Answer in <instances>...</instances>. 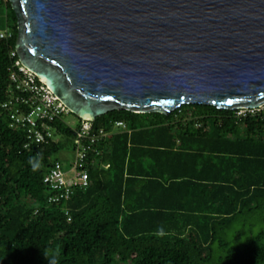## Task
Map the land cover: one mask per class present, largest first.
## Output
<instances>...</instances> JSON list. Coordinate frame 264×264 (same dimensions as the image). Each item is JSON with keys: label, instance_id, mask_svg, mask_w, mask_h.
<instances>
[{"label": "trees", "instance_id": "trees-1", "mask_svg": "<svg viewBox=\"0 0 264 264\" xmlns=\"http://www.w3.org/2000/svg\"><path fill=\"white\" fill-rule=\"evenodd\" d=\"M3 1L13 25L0 37V264H49L45 254L57 264H264V107L99 115L95 128L124 120L130 131L109 136L88 188L46 203L43 176L61 143L25 146L2 109L18 37Z\"/></svg>", "mask_w": 264, "mask_h": 264}, {"label": "water", "instance_id": "water-1", "mask_svg": "<svg viewBox=\"0 0 264 264\" xmlns=\"http://www.w3.org/2000/svg\"><path fill=\"white\" fill-rule=\"evenodd\" d=\"M21 62L71 112L264 106V0H10Z\"/></svg>", "mask_w": 264, "mask_h": 264}, {"label": "built area", "instance_id": "built-area-1", "mask_svg": "<svg viewBox=\"0 0 264 264\" xmlns=\"http://www.w3.org/2000/svg\"><path fill=\"white\" fill-rule=\"evenodd\" d=\"M11 35L12 31L0 30L2 38ZM11 56L16 58L10 71L8 98L2 103L3 111L10 117V127L22 129L25 132L27 138L25 146L54 139V132H58V128L53 123L57 119L66 122L64 115L72 113L71 110L44 79L21 62L16 49L12 50ZM261 107L244 109L254 112ZM240 109L243 108L238 110ZM77 117L80 124L74 128L75 133L71 138L75 158L70 162V168L66 169L64 164L56 159L44 173L43 183L47 191V204L66 202L79 190L88 188L90 186L89 164L94 163L97 156L104 154L109 136L120 130L130 131L124 120H116L111 130H105L95 128L93 121ZM68 171L73 174L67 176ZM64 209L70 220L69 207L65 206Z\"/></svg>", "mask_w": 264, "mask_h": 264}, {"label": "rangeland", "instance_id": "rangeland-1", "mask_svg": "<svg viewBox=\"0 0 264 264\" xmlns=\"http://www.w3.org/2000/svg\"><path fill=\"white\" fill-rule=\"evenodd\" d=\"M1 3L2 4L0 5V30L12 31L13 18H12L11 9L9 8V6L6 5L5 1L1 0ZM245 111L246 109L244 108L238 110V112L241 113ZM64 120L68 124H70L73 128H76L80 124L79 118L75 116L73 113H68L64 115ZM54 139L59 140L61 146L60 149L50 157V159L52 161L56 159L60 160L64 164V167L66 169H69L70 162H72L75 158L73 140L71 139V137H67L66 135H63L57 131L54 132ZM72 174L73 172L71 171L67 172V176H71Z\"/></svg>", "mask_w": 264, "mask_h": 264}, {"label": "clouds", "instance_id": "clouds-1", "mask_svg": "<svg viewBox=\"0 0 264 264\" xmlns=\"http://www.w3.org/2000/svg\"><path fill=\"white\" fill-rule=\"evenodd\" d=\"M45 256L47 259H49V264H57V260H56L55 256L48 257L47 254H45Z\"/></svg>", "mask_w": 264, "mask_h": 264}]
</instances>
